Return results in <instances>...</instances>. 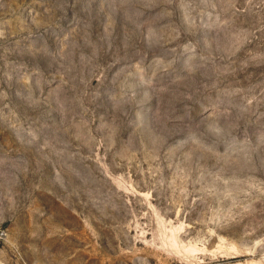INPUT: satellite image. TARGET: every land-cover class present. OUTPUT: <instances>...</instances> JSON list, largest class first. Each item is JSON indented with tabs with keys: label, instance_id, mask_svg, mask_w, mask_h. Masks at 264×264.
<instances>
[{
	"label": "rangeland",
	"instance_id": "374dc122",
	"mask_svg": "<svg viewBox=\"0 0 264 264\" xmlns=\"http://www.w3.org/2000/svg\"><path fill=\"white\" fill-rule=\"evenodd\" d=\"M0 264H264V0H0Z\"/></svg>",
	"mask_w": 264,
	"mask_h": 264
}]
</instances>
